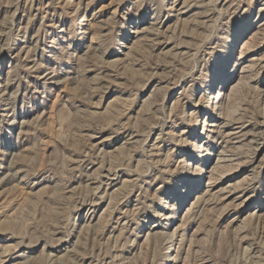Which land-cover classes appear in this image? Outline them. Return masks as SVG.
<instances>
[{
  "label": "rangeland",
  "instance_id": "rangeland-1",
  "mask_svg": "<svg viewBox=\"0 0 264 264\" xmlns=\"http://www.w3.org/2000/svg\"><path fill=\"white\" fill-rule=\"evenodd\" d=\"M0 264H264V0H0Z\"/></svg>",
  "mask_w": 264,
  "mask_h": 264
}]
</instances>
